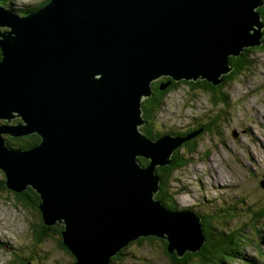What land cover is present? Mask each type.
Segmentation results:
<instances>
[{
	"label": "water",
	"instance_id": "95a60500",
	"mask_svg": "<svg viewBox=\"0 0 264 264\" xmlns=\"http://www.w3.org/2000/svg\"><path fill=\"white\" fill-rule=\"evenodd\" d=\"M263 4L51 0L26 15L0 6V171L9 191L36 192L74 264H112L146 237L178 257L201 249L200 219L154 197L156 169L204 128L148 138L141 106L162 77L220 85L230 57L262 45ZM31 134L40 142L29 150L3 138Z\"/></svg>",
	"mask_w": 264,
	"mask_h": 264
},
{
	"label": "rangeland",
	"instance_id": "374dc122",
	"mask_svg": "<svg viewBox=\"0 0 264 264\" xmlns=\"http://www.w3.org/2000/svg\"><path fill=\"white\" fill-rule=\"evenodd\" d=\"M7 1L15 10L42 2ZM244 53V69L223 87L222 104L211 106L201 88L180 83L164 97L154 128L162 133L196 132L198 124L207 125L192 152L179 151L184 167L174 173L169 195L181 209L192 208L205 218L233 217L226 228L242 229L247 242L240 243L238 261L229 264H247L251 259L264 264V189L260 187L264 180V48H249ZM253 214L260 219L256 225L250 221ZM39 222L32 207L22 205L8 189L0 190V264L73 262L51 235L36 240L33 231ZM112 264L171 261L162 243L154 239L131 243Z\"/></svg>",
	"mask_w": 264,
	"mask_h": 264
},
{
	"label": "trees",
	"instance_id": "16d2710c",
	"mask_svg": "<svg viewBox=\"0 0 264 264\" xmlns=\"http://www.w3.org/2000/svg\"><path fill=\"white\" fill-rule=\"evenodd\" d=\"M51 0H42L39 4L32 7H24L19 9H14L13 4L8 2L7 0H4L2 6H7L9 10L17 13V14H30L32 12L38 11L41 7H44L45 5L49 4ZM264 2V0H262ZM1 2V1H0ZM261 21L264 24V4L258 9ZM264 35V29L262 31ZM262 45L259 47L254 48H264V36L261 39ZM248 50V49H247ZM245 50V51H247ZM244 51V52H245ZM242 52L240 56L238 57H230L229 58V64L230 67H232V71L228 73L225 76H222L223 81L218 86H213L211 83L205 81V80H198L196 82L193 81H185L181 80L179 82H175L174 80L170 79L169 77H162L159 80L153 82L151 84L152 87V94L149 98H147L141 106L142 110V117L145 121V124L140 128V131L143 132L148 138H154L157 139L160 136L171 134L173 136H184L186 134H189L190 132H193L192 129L187 130L185 132H165L162 133L156 128H154V124L157 122L158 115L160 114L162 108H163V100L166 94L174 89H176L180 83H183L187 86H197L198 88H201L204 92L208 94V101L211 106H215L216 104L223 103L224 102V92L223 87L228 83V80L233 75H238L243 67V63L245 61V53ZM0 60H1V52H0ZM166 85L164 89H161V85ZM224 96V97H223ZM1 124H4L3 122H0ZM13 123H20L19 119H15ZM200 128H204V130L208 129L207 125L205 124H198L196 127V130H199ZM202 131L200 134H198L196 137L191 139L190 141L186 142L185 144L180 147L176 151V153L173 156V163L170 166L164 167V168H157L156 174L160 178V185H159V192L155 195V199L159 200L163 206H165L169 211L174 212H190L194 214L198 219H200V225L203 233L204 238V244L201 247V249L196 253H185L182 257H178L177 254H169L168 252V245L167 242L164 240L158 239L156 237H146L141 238L137 241V243H140L142 241H152V240H159V242L162 243L165 254L168 256V258L171 261V264H229L234 263L238 260H236L237 256H242L240 250L242 249L241 242H247L246 237H244L240 232L243 231L242 229L234 231V230H228L226 227V222L233 219L231 215L222 216L219 220L213 219V216H210L209 218H205L204 216L198 214L195 212L192 208H183L181 209L179 206H177L173 200V198L169 195L170 192V183L173 181V175L174 173L184 167V161L182 158V155H179V151L181 149H187V151L190 153L194 150L195 142L197 138L200 135H203L206 131ZM6 146L8 148L16 149V150H29L34 148L38 143L40 142V137L36 134L31 135H24L22 137H5ZM138 162L141 166L146 167L148 165V161L143 158H138ZM2 177H4L3 181H0V190H3L6 188L5 186V176L2 173ZM11 194H13L14 197H16L17 201L21 202L24 206H30L33 208L34 212L39 216V224L36 226L37 228L34 229L33 234L37 241H43L49 238L51 235L55 241V243L60 247L61 250H63L66 254L71 256L70 252L62 245L61 240V231L62 228H59L57 226H45L42 221V217L39 211V196L34 192L33 190L29 189L27 191H24L23 193L17 194L12 191H10ZM217 215V213L215 214ZM258 215L253 214V218L250 219L251 224L256 225L255 223L259 221L260 219L257 218ZM228 219V220H227ZM214 223H217L219 227L215 226ZM241 236V237H240ZM124 251V248L120 251L118 255L121 256V253ZM118 255L111 260H115L118 258ZM72 261L71 264H74V258L71 256ZM29 261V260H28ZM30 262V261H29ZM28 262V263H29ZM247 264H258L254 259H251L247 261Z\"/></svg>",
	"mask_w": 264,
	"mask_h": 264
},
{
	"label": "bare ground",
	"instance_id": "6f19581e",
	"mask_svg": "<svg viewBox=\"0 0 264 264\" xmlns=\"http://www.w3.org/2000/svg\"><path fill=\"white\" fill-rule=\"evenodd\" d=\"M0 6H2V5H0ZM2 7H5L6 9H8L9 10V8L7 7V6H2ZM42 8V7H41ZM12 10V9H11ZM10 10V11H11ZM14 11V10H13ZM12 11V12H13ZM15 13V12H14ZM32 13H34V12H32ZM17 14V13H16ZM252 28H253V26H252ZM13 121H14V119H12V121H11V123L9 124V127H11L12 126V123H13ZM174 156V155H173ZM29 190V189H28Z\"/></svg>",
	"mask_w": 264,
	"mask_h": 264
},
{
	"label": "flooded vegetation",
	"instance_id": "af4514ba",
	"mask_svg": "<svg viewBox=\"0 0 264 264\" xmlns=\"http://www.w3.org/2000/svg\"><path fill=\"white\" fill-rule=\"evenodd\" d=\"M1 30H5V29H0V31H1ZM3 123H4V122H3ZM0 172H1V171H0ZM1 173H2V172H1Z\"/></svg>",
	"mask_w": 264,
	"mask_h": 264
},
{
	"label": "clouds",
	"instance_id": "9594fccd",
	"mask_svg": "<svg viewBox=\"0 0 264 264\" xmlns=\"http://www.w3.org/2000/svg\"><path fill=\"white\" fill-rule=\"evenodd\" d=\"M21 15V14H20ZM4 29V28H3Z\"/></svg>",
	"mask_w": 264,
	"mask_h": 264
}]
</instances>
